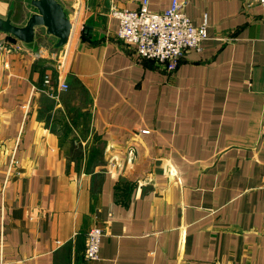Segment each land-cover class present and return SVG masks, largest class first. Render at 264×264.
Segmentation results:
<instances>
[{
	"label": "crops",
	"instance_id": "0c3cea01",
	"mask_svg": "<svg viewBox=\"0 0 264 264\" xmlns=\"http://www.w3.org/2000/svg\"><path fill=\"white\" fill-rule=\"evenodd\" d=\"M57 1L62 46L0 30V264H264V7L186 0L207 38L169 72L117 37L110 8L142 0Z\"/></svg>",
	"mask_w": 264,
	"mask_h": 264
},
{
	"label": "built area",
	"instance_id": "2783aa9c",
	"mask_svg": "<svg viewBox=\"0 0 264 264\" xmlns=\"http://www.w3.org/2000/svg\"><path fill=\"white\" fill-rule=\"evenodd\" d=\"M249 2L264 7V0ZM185 5L186 0H172L168 8L156 12L149 9L148 0H142L138 9L112 6L109 13L118 21L119 39L132 45L140 57L152 59L172 72L185 52L200 51L202 42L207 38L206 20L198 26L194 25L184 10ZM0 48H4L3 45ZM43 82L50 84V76L45 75ZM59 86L63 90L68 88L65 81ZM102 235L99 226H92L86 231L84 257L87 260L98 259Z\"/></svg>",
	"mask_w": 264,
	"mask_h": 264
},
{
	"label": "water",
	"instance_id": "95a60500",
	"mask_svg": "<svg viewBox=\"0 0 264 264\" xmlns=\"http://www.w3.org/2000/svg\"><path fill=\"white\" fill-rule=\"evenodd\" d=\"M35 12L31 14L24 26L11 24L10 19L0 18V30L14 36L25 43L34 39V27L43 26L46 32L57 38L56 46L66 43L71 21L67 17L63 7L57 0H31Z\"/></svg>",
	"mask_w": 264,
	"mask_h": 264
},
{
	"label": "rangeland",
	"instance_id": "374dc122",
	"mask_svg": "<svg viewBox=\"0 0 264 264\" xmlns=\"http://www.w3.org/2000/svg\"><path fill=\"white\" fill-rule=\"evenodd\" d=\"M50 78H51V77H50ZM60 83H61V82H60ZM60 83H57V88H58L60 91H62L63 89H61L60 86H59ZM46 85H48V84H46ZM35 89H36V88H35ZM42 90L44 91V89H42ZM63 91H64V90H63Z\"/></svg>",
	"mask_w": 264,
	"mask_h": 264
}]
</instances>
